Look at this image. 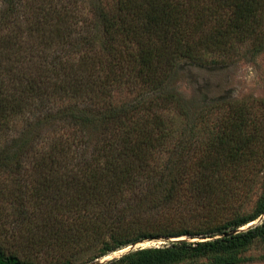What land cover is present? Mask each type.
<instances>
[{
  "label": "trees",
  "instance_id": "obj_1",
  "mask_svg": "<svg viewBox=\"0 0 264 264\" xmlns=\"http://www.w3.org/2000/svg\"><path fill=\"white\" fill-rule=\"evenodd\" d=\"M244 44L264 51V0H0V190L13 219L0 264H93L182 237L202 241L102 264H229L263 237L264 219L239 230L264 216V167L240 188L264 159V112L230 103L224 132L199 150L179 145L174 158L172 131L151 107L183 102L168 85L180 65ZM140 86L151 100L141 115L137 102L115 100Z\"/></svg>",
  "mask_w": 264,
  "mask_h": 264
},
{
  "label": "rangeland",
  "instance_id": "obj_2",
  "mask_svg": "<svg viewBox=\"0 0 264 264\" xmlns=\"http://www.w3.org/2000/svg\"><path fill=\"white\" fill-rule=\"evenodd\" d=\"M106 1L109 5L116 2V0ZM211 58L215 59V56ZM216 58L217 62H209L200 68L182 64L183 66L180 65L175 70L172 80H168V85H171L172 91L183 101L175 107V110H161L160 107L153 106V104L151 106L153 112L157 111L164 117L172 131L166 150L169 155L172 153L174 158L181 154L178 151L179 145L183 144L184 147L187 144L189 150H199L203 141L208 142L224 132L230 103L237 106L239 109H235L239 112L243 107L253 108L256 114H260H257L259 118L264 112V51L255 53L250 44H244L238 46L236 53H232L231 56H225L223 59ZM142 87L140 86L138 89L120 88L115 93L116 102L128 106L137 102L140 115L143 111H151L148 107L151 100H148L147 93L142 92ZM262 167H264V159L249 169L252 176L247 181L244 179L240 188L246 187L250 181L254 180L263 170ZM6 177L7 173L0 175V187L6 181ZM260 195L261 189L256 188L249 196L248 201L251 200L254 203ZM3 197L4 190H0V235L6 234L5 231H10L13 226V219L11 220L12 217L9 216L10 205L5 204ZM248 209H252V205ZM262 219L264 216L257 220L255 225ZM245 228L247 229L248 226ZM171 239L173 238L140 242L114 253L111 257L119 258L139 249L162 247L172 242ZM179 239L189 242L202 241L186 237ZM31 254L34 255V258L36 257V251L33 250ZM22 255L26 256L24 253ZM227 260L229 264H264V236L256 239L248 249L228 256ZM223 261L222 257L207 255L205 257H187L177 264H225Z\"/></svg>",
  "mask_w": 264,
  "mask_h": 264
},
{
  "label": "water",
  "instance_id": "obj_3",
  "mask_svg": "<svg viewBox=\"0 0 264 264\" xmlns=\"http://www.w3.org/2000/svg\"><path fill=\"white\" fill-rule=\"evenodd\" d=\"M255 222H256V221H255ZM255 222H252L251 224H249V225H248V228L254 226V225H255ZM248 228H247V229H248ZM244 230H246L245 227L240 228L239 231H244ZM179 240H180V239H177V238H173V239H171L172 242H174V241H179ZM181 240H182V239H181ZM200 240H201V239H200ZM196 241H198V240H196ZM111 259H114V258H112L111 256H108V257L104 258L103 260H98V261H96V262L93 263V264H102V263H105V262H107V261H109V260H111Z\"/></svg>",
  "mask_w": 264,
  "mask_h": 264
}]
</instances>
